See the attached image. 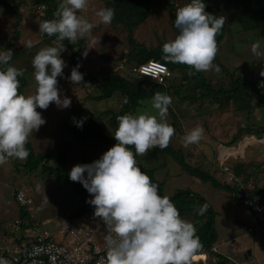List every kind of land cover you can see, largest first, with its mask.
I'll list each match as a JSON object with an SVG mask.
<instances>
[{
  "label": "rangeland",
  "instance_id": "1",
  "mask_svg": "<svg viewBox=\"0 0 264 264\" xmlns=\"http://www.w3.org/2000/svg\"><path fill=\"white\" fill-rule=\"evenodd\" d=\"M6 1L18 10L21 17L19 20L18 14L0 4V48L11 49L12 56H15L14 63L20 68H26L29 82L25 89V95L35 94L37 83L33 75L32 59L41 48L46 47L45 34L39 32V23L45 20L43 18L45 13L42 10L44 4L38 0ZM118 1L89 0L87 9L79 12L94 22L95 27L90 34L75 40L76 42L81 39L86 40L84 46L87 55H84V51L77 59L78 64L99 79L118 71L131 81L146 87L151 96L141 100L132 112L133 114L146 111L155 114L157 110L151 107V98L154 92L160 91L170 95L172 104L169 106L166 119L174 126L175 133L169 144L173 145L175 150H182L185 160L190 165L209 171L222 183L234 185V182L227 180L228 174L222 170L220 162L225 156L219 160L218 147L223 143L228 144L236 137L239 127L243 123L256 129L264 128V107L260 106L258 94L247 89L242 94L243 101L234 98L229 104L222 107L212 98L205 100L201 98L195 101L185 99L192 94L200 96L202 87L197 86L199 83L195 79H190V82L185 79L182 81L181 73L174 72V79L169 81L170 85L174 84L173 87L166 84L164 87L157 88L155 83L149 79L140 78L136 76L137 74L133 75L129 71L135 63L134 59H129V53L133 48L129 43V31L121 22ZM212 1L216 15L225 16L226 22L220 31L224 38L217 45L218 50L213 60V66L209 70L203 71L204 77L207 81H211L215 87L224 86L227 89L233 87V79L245 77L248 81H255L264 94V87L261 86L264 76L260 75L261 71H264V55L256 56L251 52V44L255 41H260L261 50L264 51V38L259 34L257 28L246 29L234 18V15L246 13L242 7L229 3L227 0ZM107 2H112L115 9V16L110 24L100 22L95 15L98 9L106 7ZM188 2L189 0H154L147 19L134 30L137 42L144 43L150 49L162 47L165 42L174 39L178 34L174 25L176 11ZM205 3V11L210 12L206 0ZM220 32L217 34V40ZM14 37L16 39H13ZM29 40L32 41L30 48L26 47ZM71 55V49L61 51V56L67 66L63 69V75L57 77V87L60 89L61 97L65 95L71 97V106L61 108L55 102H51L47 109L38 107L37 111L42 113L46 123L41 125L38 131L30 134L27 141L33 146L36 155L49 154L50 158L35 168L25 167L29 156L24 160L12 157L4 164H0V224L7 223V220L10 219L14 221L13 217L23 215L29 210L34 212L45 226L55 230L66 220L71 219L83 205L88 209L95 208L94 205L86 202L92 194L83 187L82 183L79 182L80 186H78L76 181H69L66 178L69 177L68 174L73 166L91 163L99 159L115 143L105 141L101 137H94L85 142L79 141L73 136L70 125H76L73 118L79 120L82 117H87L85 120L87 121L98 117L104 126L105 134L113 135L114 129L110 122L111 111L119 112L126 102V96L115 92L111 97L98 99L100 91L94 84L85 79L79 84L73 83L67 78L70 77L73 68ZM217 66L219 70H216ZM223 67H226L227 71ZM186 72H189L191 76L195 75L193 71ZM231 76L234 78L232 79ZM182 82L184 84L180 91L175 92ZM196 86L199 89H195ZM244 105L246 108H243ZM198 125L204 128V138L198 144L186 145L184 142L185 133ZM238 141H242L240 151L246 141H254L246 147L247 159L231 157L225 161V164L232 169V166L238 161L245 170L257 171L256 167L259 165L261 167L259 173L264 171V138H259L254 133L244 134ZM238 141H235L234 145H238ZM220 148L222 149V147ZM62 150L66 154L64 162L61 161L63 159ZM236 150L235 148L234 151ZM137 163L141 169H154L156 178L165 184L166 195L171 196L179 190L190 189L204 197L212 207L221 210L216 219L220 241L222 238H229L228 233L231 236L237 232L245 233L249 225H254L257 222L256 218L248 213V207L243 202L241 203L235 187L231 186L233 191L189 173L172 153L163 148L149 149L146 153L139 155ZM247 185L252 186L250 182ZM20 189H24L33 199V202L26 208L20 206L16 199V193ZM235 211L241 215H238L239 220L233 223L231 217ZM196 217L194 212L182 216L192 223ZM257 226L258 223L253 226L254 232L259 230L255 228ZM0 241V247L4 248L10 247L12 242L2 232ZM214 247L216 246L214 245ZM207 254L210 257L208 256L206 259L205 253L199 257L200 262L194 259L193 264L203 261H205L203 264H216V257L209 251Z\"/></svg>",
  "mask_w": 264,
  "mask_h": 264
},
{
  "label": "clouds",
  "instance_id": "2",
  "mask_svg": "<svg viewBox=\"0 0 264 264\" xmlns=\"http://www.w3.org/2000/svg\"><path fill=\"white\" fill-rule=\"evenodd\" d=\"M88 4L89 0H60L56 18L40 22L39 32L60 41H74L90 34L94 22L79 14ZM205 8V0H189L177 9L174 25L179 32L162 45L163 62L187 64L196 71L212 68L218 50L216 37L226 17ZM95 15L100 22L110 24L115 9L100 8ZM26 47H32L31 40ZM63 49L46 46L34 55L32 67L37 87L35 94L25 95L19 92L18 77L23 75V70L8 64L13 55L11 49L0 48V164L12 157L24 160L29 156L26 147L29 135L46 123L38 107L47 109L51 102L61 108L71 106V97H61L57 87V77L63 75L67 66L61 56ZM251 52L264 55L260 41L251 44ZM80 67V64L73 67L67 77L73 83L83 80ZM165 70V65L157 62L141 69L155 78L157 72ZM260 75L264 76V71ZM261 86L264 87V81ZM171 104L170 95L156 91L151 98V107L157 110L155 114L146 111L119 115L118 127L112 133L117 143L99 159L76 164L69 172L72 181L81 182L92 194L86 202L95 206L94 216L105 225L106 264H193L202 248L194 224L182 218L169 196L159 193L158 185L136 159L149 149L168 146L175 133L174 126L166 119ZM73 119L82 127L87 117ZM203 138L204 128L198 125L185 133L184 142L198 144ZM207 208L205 203L196 212L203 215ZM0 264L10 261L0 257Z\"/></svg>",
  "mask_w": 264,
  "mask_h": 264
},
{
  "label": "trees",
  "instance_id": "3",
  "mask_svg": "<svg viewBox=\"0 0 264 264\" xmlns=\"http://www.w3.org/2000/svg\"><path fill=\"white\" fill-rule=\"evenodd\" d=\"M153 1L154 0H119L117 3L118 6L120 7L121 22L126 26V28L129 31V35H130L129 43L133 48L132 51L129 53V59L131 60L134 59L135 61V63L131 66V68L135 65H139L150 59L163 60L162 57L164 54L162 52L161 46L149 49L144 43L137 42V40L134 37L135 28L140 26L149 16L150 11L152 10ZM206 1L208 2L210 13L216 15L213 1L212 0H206ZM227 1L229 3H234L237 6L242 7L247 13V14L244 13L240 15H234V18L238 20L246 29L257 28L259 34L264 38V0H227ZM38 2L45 4V9L43 10L45 13L43 15V18L45 20H51L53 18H56L54 14L58 10V5L60 1L38 0ZM0 4L7 6L9 10L14 11L16 14H18V19L20 20L21 16L19 15L18 10H16L15 7H12L8 1L0 0ZM106 7L114 8V4L112 2H107ZM177 30L179 32V29ZM223 38L224 35L222 32H220L217 40V45L220 44ZM13 39H16V37H14ZM84 44H86L85 39H81L77 42L75 40L73 41L69 39H64L60 41L57 40L55 36L49 37L47 34H45L46 46H56L58 48L72 50L71 61L73 67H75L78 64L77 59L85 51ZM14 57L15 56H12L11 60L8 61V64L23 70V75L18 77V79L20 80L19 92L25 94V89L29 82L28 81L29 75L26 73V68H20L14 63V59H15ZM126 60L128 62V59ZM166 63L169 64L173 73L177 72L183 75L182 81H184L185 79L190 82V79H195L199 83L197 86L202 87V91H200L201 93L200 96L197 97L196 95L192 94L190 97H186L185 99H190L192 101H195L196 99H201V98L204 100L206 98H212L214 99V101L219 102L222 107H224L226 104H229L231 100L234 98H236L239 101H243L242 94L245 93L247 89H249L254 91V93L258 94L260 106L264 107V94L262 93V90L259 88L258 84L255 81H248L245 77H239L237 79H233L234 77L231 76L233 79L232 88L227 89L224 86L215 87V85L211 81L206 80L203 71H196L194 68H192L187 64L172 63V62H166ZM131 68L129 71L133 75H135V73L132 71ZM223 68L225 71H227L226 67ZM79 71L83 73V79L97 86V89L100 91V94L97 96L98 99L111 97L115 92H120L126 96V102L122 105L120 111L119 112H116L114 110L111 111L112 118L110 119V122H112L111 126L113 127L114 132L118 127L117 117L119 115L125 113H132L137 108V105L140 104L141 100L151 96L149 90L146 87L131 81V79L119 73L118 71L109 74L107 77L103 79L97 78L95 75H93L92 73L88 72L86 69H83L81 67L79 68ZM186 71H193L195 72V75L191 76L189 75V72ZM228 74L231 73L228 72ZM136 76L143 79H147L139 75ZM173 79L174 77H172L170 81H172ZM152 82L155 83L156 88L164 87L163 84L157 83L155 81ZM183 84L184 83L182 82L180 86L175 89V92H179ZM169 86L173 87L174 84L173 85L169 84ZM197 86L195 87V89L197 88L199 89V87ZM243 108H246L245 105L243 106ZM245 124L246 123L240 125L236 137H234L231 141H229L227 145L234 146L235 141H238L244 134L254 133L259 138H264V128L256 129L254 127H249ZM70 128L73 133V136L79 141L85 142L94 137H101L105 141H112L114 143H117L113 135L105 134L104 126L98 117H93L91 119H88L83 123L82 127H78L74 124H71ZM26 147L29 150V158H28L29 160L25 164V167L27 168L38 167L45 160L50 158L49 154L36 155V153L33 150V146L29 142L26 143ZM129 147H133V146H129ZM163 149L167 152L172 153L177 158L178 162L189 173L201 177L204 180L211 181L217 186L230 188L231 190H233L230 187V185L220 182L209 171L190 165L185 160L186 159L185 154L182 150H175L173 145L171 144H168V146ZM61 156L63 158L61 161L64 162L66 154H64L63 150L61 151ZM138 157L139 155L136 157V159H138ZM256 168L257 171H253V172H251L250 170H245L243 165H241L240 162L238 161L235 165L232 166L233 171L236 173V175L241 176V180L245 184L250 181L251 177L254 178L255 181H257V177H259L258 173L261 170V167L257 165ZM142 170L145 171L150 176L152 182L158 185L159 193L161 195H166L164 192L165 184L163 181H159L156 178L154 169L143 168ZM66 179L72 181L69 177H67ZM76 182L77 185L80 186L79 181ZM78 190H80V187H78ZM253 192L264 195V188L259 187L257 184H255V188ZM169 197L175 203L176 207L179 209L181 216L190 215L192 212H194L197 215V217L193 219V224L197 230L196 234L199 236L200 241L202 243V248L197 253L199 257L205 254L201 252L209 251L216 257V264H229L228 257H225L223 254L219 253L218 251L213 250V246L216 245L217 241L219 240V233L217 232L216 229L217 212L214 210L211 204L204 197H202L197 193L192 192L190 189L179 190L174 195H171ZM205 203H207L208 205L207 210L204 212L203 215H198L196 210L198 209V207L204 205ZM94 209L95 208L88 209L83 205L80 210H78L76 213L73 214L72 218L88 210L94 211Z\"/></svg>",
  "mask_w": 264,
  "mask_h": 264
},
{
  "label": "built area",
  "instance_id": "4",
  "mask_svg": "<svg viewBox=\"0 0 264 264\" xmlns=\"http://www.w3.org/2000/svg\"><path fill=\"white\" fill-rule=\"evenodd\" d=\"M44 9L45 5L42 6V10ZM152 62L165 65L166 70L157 72L156 78L141 71L142 67L150 68ZM131 69L139 76L164 85L173 76L168 64L157 59H150ZM220 165L228 174L227 180L234 182V185L228 184L235 187L241 202L256 218L258 227H263L264 195L254 193L250 186L244 184L233 169L225 164V158L221 160ZM16 199L19 205L25 208L33 202L24 189L17 191ZM13 218L14 221L10 219L7 223L0 224V233H4L12 241L10 247H0V257L10 261V264H106V229L103 222L94 216V211H86L68 219L55 230L45 226L38 216L29 210ZM213 249L217 251V247Z\"/></svg>",
  "mask_w": 264,
  "mask_h": 264
},
{
  "label": "crops",
  "instance_id": "5",
  "mask_svg": "<svg viewBox=\"0 0 264 264\" xmlns=\"http://www.w3.org/2000/svg\"><path fill=\"white\" fill-rule=\"evenodd\" d=\"M241 142L242 141H238V143H237L238 145H234L231 147H229V145H227V143H223L220 146V147H222V149L220 147H218V152H219L218 158H219V160L222 156H225L224 157L225 161H228L231 157L235 158V159H239V158L240 159H242V158L247 159L246 147L254 141H246L243 148H242V151H240L241 150V148H240ZM230 148L231 149L236 148L237 150L235 152H227V149H230ZM222 150H225V151L222 153ZM263 172L264 171H261V173H259V177H257V181H255V179L252 177L250 178L249 182L252 185L251 189L253 191L255 188V184H257L259 187L264 188V174H262ZM238 177L241 179V176H238ZM233 197H235V196L233 195ZM214 210L217 212V215L219 216L221 210H218L215 208H214ZM247 211L249 214L252 215L251 211L248 208H247ZM217 215H216V219H217ZM238 215H241V214L237 213V211L233 212L232 217H231L233 223L236 222L237 220H239ZM256 223L254 225L251 224L252 226L249 225L247 228V231L245 233L240 234L237 232L236 234H233L232 236L230 233H228L229 238H225V239L222 238L221 241L219 238V240L217 241V243L215 245L217 247V251L219 253L223 254L225 257H228L229 264H264V226L260 227V228L258 226L255 227L256 229H259L257 232H254V229L250 230V228H253V226H255ZM216 229H217V224H216ZM217 232L219 233L218 229H217ZM208 256L209 255L206 254V259L208 258ZM204 262L205 261H203L202 263H199V264H203Z\"/></svg>",
  "mask_w": 264,
  "mask_h": 264
},
{
  "label": "bare ground",
  "instance_id": "6",
  "mask_svg": "<svg viewBox=\"0 0 264 264\" xmlns=\"http://www.w3.org/2000/svg\"><path fill=\"white\" fill-rule=\"evenodd\" d=\"M234 149H235V148H232V149H231V148H230V149H227V152H235V151H234ZM224 151H225V150H222V153H223ZM203 253H206V251H205V252H203ZM206 254H207V253H206ZM195 260H196L197 262H200V258H199V256H198V255L196 256Z\"/></svg>",
  "mask_w": 264,
  "mask_h": 264
}]
</instances>
